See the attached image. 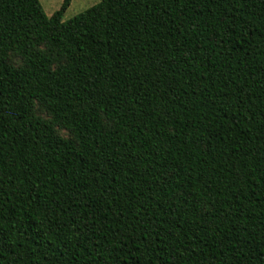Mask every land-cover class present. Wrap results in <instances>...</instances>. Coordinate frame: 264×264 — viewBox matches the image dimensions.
I'll use <instances>...</instances> for the list:
<instances>
[{
    "label": "trees",
    "instance_id": "obj_1",
    "mask_svg": "<svg viewBox=\"0 0 264 264\" xmlns=\"http://www.w3.org/2000/svg\"><path fill=\"white\" fill-rule=\"evenodd\" d=\"M70 1L0 0V264H264V0Z\"/></svg>",
    "mask_w": 264,
    "mask_h": 264
},
{
    "label": "rangeland",
    "instance_id": "obj_2",
    "mask_svg": "<svg viewBox=\"0 0 264 264\" xmlns=\"http://www.w3.org/2000/svg\"><path fill=\"white\" fill-rule=\"evenodd\" d=\"M101 0H71L69 6L62 15V22L68 21L74 16L84 12L90 7L96 5ZM63 0H39V3L46 16L50 17L54 12L59 10ZM43 116V114H41ZM44 117V116H43ZM58 134L67 137L65 131L59 130Z\"/></svg>",
    "mask_w": 264,
    "mask_h": 264
}]
</instances>
